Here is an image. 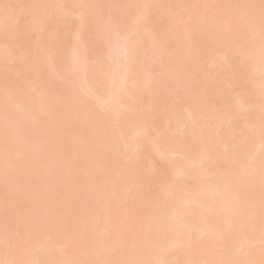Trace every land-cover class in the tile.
<instances>
[{"label":"bare ground","instance_id":"obj_1","mask_svg":"<svg viewBox=\"0 0 264 264\" xmlns=\"http://www.w3.org/2000/svg\"><path fill=\"white\" fill-rule=\"evenodd\" d=\"M200 1L0 0V214L17 217L24 236L12 257L14 249L0 251L2 262L43 264L40 250L51 249L43 229L51 237L55 216L80 199L73 237L96 259L76 247L48 264H264V109L249 115L264 97V0H202L206 11L189 10ZM150 13L170 21L169 36L157 34ZM72 24L70 36L60 31ZM23 33L35 35L33 53ZM13 62L22 83L4 72ZM235 63L249 89L233 94ZM203 64L228 71L231 90L214 88ZM166 91L183 100L180 111L165 115L168 133L148 134L146 116L161 110ZM239 126L251 132L240 143ZM150 153L172 158L144 197L137 187L157 180ZM133 162L142 168L133 172ZM59 181L66 191L51 202ZM41 202L49 219L30 225ZM8 223L0 218V242Z\"/></svg>","mask_w":264,"mask_h":264},{"label":"rangeland","instance_id":"obj_2","mask_svg":"<svg viewBox=\"0 0 264 264\" xmlns=\"http://www.w3.org/2000/svg\"><path fill=\"white\" fill-rule=\"evenodd\" d=\"M44 3L46 2V1H43ZM206 2H210V0H206ZM13 3H16V2H13ZM12 3V4H13ZM42 3V2H41ZM47 4V3H46ZM45 4V5H46ZM50 3H48L46 6H48ZM16 5V4H15ZM14 5V6H15ZM202 5H203V3H202V0L200 1V2H198L196 5H194V6H192V7H190L189 8V10H192V12H194V13H198V12H202V11H206V9H202ZM261 6V5H260ZM258 7V6H257ZM51 8V7H50ZM49 8V9H50ZM47 10H48V7H47ZM51 10V9H50ZM49 11V10H48ZM47 11V12H48ZM52 12L54 11V10H51ZM46 12V11H45ZM46 12V13H47ZM183 12H186L185 10L183 11ZM57 13V11L55 10V13L53 14V15H55ZM153 15L154 14H152V13H150V17H148V18H150L151 20H152V23H153V25L156 27V32H157V34L158 35H161L162 37H166L169 33H168V28H169V26H170V24H168V21L169 20H162V21H159V20H156L155 19V16L153 17ZM72 21H74V20H72ZM170 22V21H169ZM74 27H75V24H72V26L69 28V29H67V30H64V29H60V31L62 32V33H66V34H68L69 36L73 33V30H74ZM30 34V33H29ZM29 34H22L21 36H20V40L21 41H27L28 42V45H29V48L27 49V52L28 53H25V52H23V51H21L20 52V49L19 48H16V47H14L13 48V50L17 53V54H19V55H22V54H29V52H32L33 53V48H32V46H34V42H35V35H29ZM67 35V36H68ZM169 36V35H168ZM36 43V42H35ZM31 53V54H32ZM237 62H238V60H237ZM236 64V67H237V72H236V74H237V76H238V78H239V84H240V87H232V89H233V91H231L233 94H236L237 92H235V90L237 89V90H239L238 88H245V89H249V82H247V80H248V78H246V77H242L241 78V76L242 75H240L239 74V71H240V69H239V64H237V63H235ZM18 66H19V64H18V62H13V63H10V64H8L7 65V67H6V69L4 70V72L7 74V76H8V78L11 80V81H13V82H15V83H22L23 82V78L25 77L23 74L22 75H15L14 74V72L15 71H17V70H19V68H18ZM201 68H202V71H203V73H204V75H206L207 76V78L210 80V81H212V84H213V87L214 88H219V87H223V88H225L226 90H228V91H230L231 89H230V85H229V76H228V71L227 72H225V71H223L222 69H219L220 67L219 66H217V65H215V66H212V65H210V64H203L202 66H201ZM197 75H199V73L197 74ZM31 76V75H30ZM244 76H247L248 77V75H244ZM250 76V75H249ZM243 78H246L245 80L246 81H244V80H242ZM168 86H170V85H168ZM171 88H173V86L171 85ZM263 88V87H262ZM176 89H178V87L176 88ZM175 89V90H176ZM181 90V89H180ZM217 90V89H216ZM215 90V91H216ZM179 91V90H178ZM166 92H168L166 95H165V97L163 98V101H160V102H162L161 103V110H159L156 114H151V115H153V116H151L150 114H147V119H145V121H147V122H145L146 124V126H147V128H148V134H153V133H155V130H162V132L164 131V132H169L170 130H171V126L170 127H166L165 126V118L164 117H166L167 118V116H165L166 114H168V116H169V114H173V113H177V109L179 110L180 108H179V106H180V104H181V101H183V100H175V101H173L172 102V100L175 98L174 96L176 95H173L174 94V92H173V94L170 92V91H166ZM177 93V92H176ZM172 99V100H171ZM181 99V98H180ZM183 99V98H182ZM162 100V99H161ZM253 101L255 102V104L253 105V107H252V109H251V111L249 112V115L250 114H259L263 109H264V97L262 98V97H256L255 99H253ZM142 102V103H141ZM140 102V105L139 106H142V107H144L143 105H146V104H144L143 102H144V100L143 101H141ZM158 102V101H157ZM145 103H146V101H145ZM156 104V103H155ZM157 105V104H156ZM160 105V104H159ZM121 106V105H120ZM120 106H118L117 107V109H120ZM157 108V107H156ZM146 109H144L143 111H145ZM157 110V109H156ZM180 111V110H179ZM155 113V112H154ZM180 113H182V112H180ZM94 115H96L97 117H98V119H104L105 118V115H102V114H99V111L98 110H95V113H94ZM170 115V116H171ZM174 115V114H173ZM182 115H184L185 116V114H184V112L182 113ZM69 122H72V121H69ZM214 123V122H213ZM262 123H264V117H263V119H262ZM62 124H64V125H69L68 124V122L67 123H62ZM77 130L80 132V133H84V132H86V127H84V126H82V125H80V124H78V126H77ZM231 130H233L232 128H231ZM161 131H159V133H160ZM161 132V133H162ZM163 132V133H164ZM249 133H251L250 132V130H249V128H247V127H245V126H239V130L238 131H235V133H234V135H233V137H234V139L233 140H235V141H238V143H240V142H243L244 140H245V138H242V136L243 135H247V134H249ZM252 134H255V133H252ZM263 135H264V133H263ZM151 136V135H150ZM163 136H164V134H163ZM162 139V138H161ZM162 142H164V141H162ZM149 147H151V146H149ZM148 147V148H149ZM147 151H149V150H147ZM145 149H142L139 153H142L141 155H143L144 157H147L148 156V152H147ZM151 154V153H150ZM152 155V154H151ZM150 156V155H149ZM172 157L171 156H169V155H165V154H163V155H161V156H159V157H153V155H152V157H149V159H150V161H151V164H152V166H153V171L151 172V174L153 175V176H155L156 177V179L157 180H155L156 182H154V183H152V180H151V183L149 182H145L143 185H142V187L141 188H139V187H137V189H136V192H140V194H142V196H147L148 194H150L152 191H154L155 190V188H159L160 186H161V184H159V183H161L160 182V180L162 179V178H160L161 176H162V174L163 173H165L164 171L166 170V166H167V163L170 161V159H171ZM179 160H182L181 158H179ZM126 164H128V163H126ZM17 166H20V164L19 163H17L16 164ZM124 161L123 160H121L119 163H118V166H115V167H113V166H111L110 165V171H111V173L112 174H114L116 171H118V170H120L122 167H124ZM130 166L132 167V171L133 172H137V171H139L141 168H142V163H140V162H133V163H131L130 164ZM128 168H130V167H128ZM80 170V169H79ZM108 169H107V171H109ZM81 171V170H80ZM201 170L200 169H198L197 171H196V174H195V176H193V177H191L188 181H189V184L190 185H197V182H198V179H201V177L199 176V172H200ZM75 174H73V176L74 177H78V175H80V173H79V171L77 172V170H76V172H74ZM76 174H78V175H76ZM97 178V177H96ZM160 179V180H159ZM97 180V182L99 181L98 179H96ZM96 180H94V181H96ZM116 180V179H115ZM41 182L38 184L39 185V189H40V191H41V193H43L44 192V190H43V188H40V184L42 183V182H45V179H41L40 180ZM69 181H71V180H69ZM117 181V180H116ZM119 181V180H118ZM187 182V181H186ZM64 183H66V182H64ZM68 183V182H67ZM156 183H158V184H156ZM188 183V182H187ZM59 184H61L60 185V188H57V190L52 194V200H50L51 202L52 201H54V202H58L60 199H62V196H64V191H66V188L65 187H62V186H65V185H62V182H60L59 181V183L56 185V186H58ZM69 184H70V182H69ZM4 185L0 182V193H1V191H2V187H3ZM62 187V188H61ZM76 188H78V187H76ZM83 189V188H82ZM81 188H80V190L82 191V192H80V190H79V195H81V193H83L84 191L82 190ZM76 190H78V189H75V192H76ZM146 190H148V191H146ZM150 190V191H149ZM74 193L72 192V195H73ZM78 194V193H77ZM70 195V194H69ZM75 195V194H74ZM78 195V196H79ZM83 195V194H82ZM78 196H74V197H69V199L70 198H75V197H78ZM144 197H143V199H144ZM67 198V197H66ZM79 198V197H78ZM8 199H10V200H12V198H8ZM9 200V201H10ZM67 200H68V198H67ZM145 201V200H144ZM48 202V201H47ZM50 202V203H51ZM71 202H72V204H71ZM43 202H41V203H38L37 204V207L33 210V212H32V220L31 221H29V224L30 225H34V223L36 224L37 222H38V220H44V219H49V217H48V214H47V212L45 213L44 211L46 210V208H47V204H42ZM50 203H48L49 205H48V207H50L51 205H50ZM70 204H71V209H70V211H67V212H61L60 214H57L56 216H55V218H54V221H52V224H51V226H52V231H49V232H51L52 234H50V236L51 237H48V231H44V229H43V236H42V238H41V240L44 242L43 244H45L44 245V247L45 246H47V247H49V248H51L50 250H49V248H48V250L49 251H47V250H40V252H42L41 254H43V256H44V258H43V264H48L50 261H51V259H53L54 257L55 258H61V257H63L64 256V253H66V252H71V250H73L74 248H76L75 249V251L76 250H79V249H81V250H83V252L86 254V253H90L92 256H94L95 257V259H96V255L95 254H93V253H91L92 251V249H93V246L91 245V244H89V243H86V242H84V243H81V244H79V245H77V243H76V239L73 237V234H74V232H75V226L78 224V222L76 221V219H77V214H76V212H77V208H78V206L81 204V200L80 199H74V200H72V201H70ZM70 204H69V206H70ZM9 206V205H8ZM22 207H25V203L24 204H22ZM47 210H49V209H47ZM18 215H20V214H18ZM0 218H2L3 219V222H9L8 223V227H6L7 229H6V234H5V240H3V242L1 241L0 242V246L1 247H3L2 249L0 248V251H6V250H11V249H14L13 248V240H15V241H19V242H23V235H19L18 233H21V234H23V229L20 227V226H18V225H16L15 223H14V220L17 218V217H15V218H13L12 216L11 217H9L8 215L6 216L5 214H0ZM32 222V223H31ZM28 223V222H27ZM26 223V224H27ZM20 238H19V237ZM17 240H16V239ZM12 246V247H11ZM261 246V244H252L250 247H251V249H253V250H255V251H257L258 249H257V247H260ZM12 251L14 252L15 251V249L14 250H11V252H9V258L10 257H12V255H11V253H12ZM22 251V252H21ZM39 251V250H38ZM37 251V252H38ZM43 251H45V252H43ZM17 252H19V254H20V252H21V254L23 253L24 255H25V250H18ZM39 252V253H40ZM36 253V252H35ZM84 253H82V254H84ZM0 254H2L1 252H0ZM14 254H15V252H14ZM40 254V255H41ZM107 254H110L111 256H112V258H114V259H117L118 257H119V253L118 252H115V251H109V252H107ZM4 255V254H3ZM7 255H8V253H7ZM17 255V254H16ZM97 256H100L99 254L97 255ZM110 256V257H111ZM1 257V256H0ZM6 257H8V256H5V257H3V258H5L6 259ZM18 257H20V255H18ZM101 257V256H100ZM98 259H99V257H97ZM2 258H0V260H1ZM8 259V258H7ZM9 260V259H8ZM3 261V259L0 261V264H5V260H4V262H2ZM97 261V260H96ZM11 264V263H10ZM28 264H34V262H30V263H28ZM97 264H98V262H97ZM197 264H200V263H197Z\"/></svg>","mask_w":264,"mask_h":264}]
</instances>
